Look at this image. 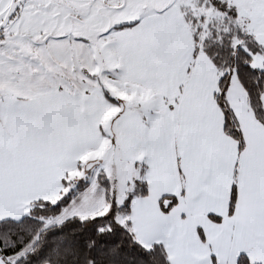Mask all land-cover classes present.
Wrapping results in <instances>:
<instances>
[{"label":"snow or ice","instance_id":"snow-or-ice-1","mask_svg":"<svg viewBox=\"0 0 264 264\" xmlns=\"http://www.w3.org/2000/svg\"><path fill=\"white\" fill-rule=\"evenodd\" d=\"M0 264H264V0H0Z\"/></svg>","mask_w":264,"mask_h":264}]
</instances>
